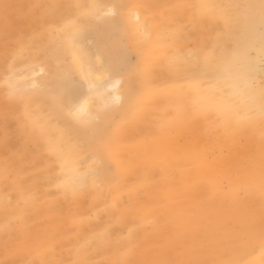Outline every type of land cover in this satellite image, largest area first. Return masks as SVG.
<instances>
[{"label": "rangeland", "instance_id": "374dc122", "mask_svg": "<svg viewBox=\"0 0 264 264\" xmlns=\"http://www.w3.org/2000/svg\"><path fill=\"white\" fill-rule=\"evenodd\" d=\"M90 1L116 12L99 18L89 13L85 19L77 0H0V264H247L264 257V241L257 238L264 236V220H246L240 212L236 221H224L232 218L227 199L215 192L211 177L200 174L193 160L178 164L181 155L169 147L172 137L184 144L202 139L201 132L207 131L204 138L212 134L194 111L184 110L192 127L163 131L162 114L182 113L184 104L113 102L106 123L94 117L88 127L55 106L75 87L89 90L64 51L69 22L84 30L87 53L119 47L124 73L141 83L148 63L149 90L164 92L184 75L177 77L158 58L150 39L156 33L173 37L181 55L194 63L200 49L225 48L213 39L251 0H218L223 14L215 20L196 14V0ZM123 9L140 10L151 33L139 27L134 35L127 25L105 31L101 23L119 18ZM32 65L44 71L26 76ZM260 65L264 87V60ZM13 74L20 84L37 83L12 92ZM56 143L62 150L73 146L87 171L75 189L62 184ZM225 155V166L235 171L232 154Z\"/></svg>", "mask_w": 264, "mask_h": 264}, {"label": "bare ground", "instance_id": "6f19581e", "mask_svg": "<svg viewBox=\"0 0 264 264\" xmlns=\"http://www.w3.org/2000/svg\"><path fill=\"white\" fill-rule=\"evenodd\" d=\"M217 2L218 0H196V14L200 18H222L223 13L218 10ZM76 3L80 13L86 15L85 19H89V13L99 18L116 12L114 6L103 7L90 0H77ZM119 16L115 20H104L105 22L101 23L102 28L111 32L127 25L134 35L139 27L146 30V17L140 10H134L130 14L123 9ZM132 18L138 23H131ZM263 27L264 0H251L245 12L238 14L234 19L224 21V34L213 39L215 44H226L225 48L200 49L194 63L186 61L181 55L173 37L166 38L156 33L150 40L158 50V58L162 59L177 77L184 75L182 80H177L172 87L160 92L149 90V74L146 71L149 69L148 63L142 71L141 83L132 81L124 73L119 47L107 52L97 49L93 54L87 53L81 45L84 30L76 22H69L65 28L64 51L71 57L70 69L82 75L89 90L85 94L83 89L75 87L67 96H59L55 101L56 109L61 115L75 116L82 125L88 127L94 117H101L106 123L111 115V111L106 109L113 102L123 103L128 107L151 100H161L164 107L184 104L182 113L162 114L161 130L165 131L169 127L176 130L192 127L190 113L184 112L188 107L194 111L198 121L207 123L204 124L206 129L210 127L215 133L211 129L208 132L216 135L212 138L213 135L208 133V140V136L204 138L203 135L207 131L203 134L201 132L202 139L184 144L172 137L169 147L181 155L177 163L184 164L193 160L200 174L211 177L215 192L227 199L221 201H225L228 205L226 211L234 218L226 216L224 221H236V214L240 212L245 213L246 220H264V87L259 82L262 72L260 64L264 60ZM149 33L150 29L144 31L145 35ZM140 38L144 40V35ZM42 71V66L32 65L27 69L26 76L37 75ZM18 78V75L13 74L12 92H18L24 84L27 86L37 83L34 79L20 84ZM73 108H76L74 113ZM126 109L127 107L119 111L121 116L125 115ZM99 126L94 130L97 131ZM201 131H204V128ZM214 147L219 148L218 155L214 154ZM52 149L60 157L61 171L64 173L63 186L75 189L82 185L86 181L87 171L80 168V155L75 154L74 147L68 145L67 150H62L60 144L56 143ZM224 151L232 154L235 171L225 166L224 157L227 154L224 156ZM244 154L248 155L247 158ZM244 158L248 161L247 165ZM257 238L264 241V236ZM247 264H264V257L255 256Z\"/></svg>", "mask_w": 264, "mask_h": 264}]
</instances>
